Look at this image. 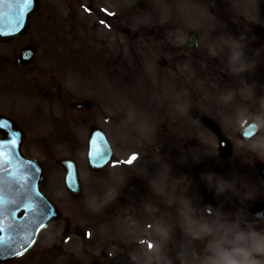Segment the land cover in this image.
Segmentation results:
<instances>
[{
    "label": "flooded vegetation",
    "instance_id": "obj_1",
    "mask_svg": "<svg viewBox=\"0 0 264 264\" xmlns=\"http://www.w3.org/2000/svg\"><path fill=\"white\" fill-rule=\"evenodd\" d=\"M83 2L85 4L90 3V10L98 21L90 20L86 24L80 19V9ZM97 2L99 0H49L46 8L50 13L55 12L56 16L51 18L59 24L54 32L53 41L55 43L50 51L59 59L67 55L70 58H78L90 51L95 53L98 59H106L108 67H113L116 54L118 56L117 51L120 50L119 44L113 37L118 27L119 17L113 15V20L107 17L106 21L109 20L110 23L107 30L104 31L100 24L103 19L101 14L105 16L107 14L103 9L99 11L95 8L93 4ZM106 3L109 5V0H106ZM104 8L108 9L107 6ZM49 15L51 16V14ZM110 32H112L111 37L105 38L103 36ZM86 33H90V35L85 37ZM89 55L93 57L92 54ZM257 62L261 69L257 70L258 73H255L250 81L244 80L247 78L245 74L248 70L235 72L231 65H224L216 59L209 60L207 63L208 70L205 78L209 83H215L217 75H223L225 78L238 77L239 81L248 82L249 88L255 94V97L252 95L249 98L246 97V103L243 101L232 102L230 108L216 107L210 114L214 121L219 124L217 125L223 135L233 141L237 139L239 129L238 124H236L237 115H242L244 111L249 110V115L242 124L253 121V118L257 116L264 117V54L259 57ZM124 65L127 66V64ZM54 67L57 70L46 71L48 74L50 73L51 77L57 76L60 72L70 73L69 70L59 71L62 66L58 63ZM110 71L113 74V69ZM114 75L119 78L118 75ZM125 78L126 76L119 78L118 83L114 85V91L118 95L122 92L123 97L129 99L127 93H130L132 89L129 85L133 84H128L130 79ZM146 82L148 89L160 91L163 89L166 80L159 79L156 84L150 80ZM178 88L183 89L187 86L181 85ZM124 98L122 99L125 100ZM127 101L122 104L128 105L129 102ZM74 105L75 102L70 103L71 107ZM73 111L77 115L74 122L79 128L81 123L85 122L83 113L80 109ZM113 113L117 124L120 126L121 122L124 123V128L129 131L131 126L127 125L132 120L129 106L121 110L115 106ZM197 118H200L199 115ZM197 118L192 120L197 121ZM70 124L71 121L69 120ZM189 131L192 132L190 139L182 131V119L180 118L170 128L164 125L163 134L153 138V141L142 140L145 145L144 150L128 149L127 151H135L144 157H153L157 152L163 153L165 164L159 160L157 169L161 172L167 171V161H171L174 163L172 171L174 172L177 167L179 177L165 183H163L164 181L162 183L159 181L148 183L139 179V173L135 170L134 176L136 178L133 183L137 184L139 191L133 192L129 186L124 192L138 198L144 194L147 196V203L150 206L154 208L162 206L161 211H163L167 206L165 196L168 193V186L176 185L180 237L178 244L179 264H201L208 253L206 251L207 240L196 239L193 235V231L199 223L238 224L241 231L264 232V152H261L259 148L253 150L254 145L264 141V129L258 131L257 136L250 141H242L239 149L234 150L229 158L209 146L210 137L216 139L214 133L209 131L210 135H205L204 140L207 145H202L194 133V127L189 128ZM67 136L72 142L80 141V134L76 133L75 129L73 133ZM131 177L133 178V174L130 172L117 174V187L122 188L127 179ZM154 186L158 190H152ZM221 186H223L224 191L218 193L217 189ZM256 199L258 200L256 204L246 207L251 200ZM251 212H257L259 217L254 216Z\"/></svg>",
    "mask_w": 264,
    "mask_h": 264
},
{
    "label": "rangeland",
    "instance_id": "obj_2",
    "mask_svg": "<svg viewBox=\"0 0 264 264\" xmlns=\"http://www.w3.org/2000/svg\"><path fill=\"white\" fill-rule=\"evenodd\" d=\"M137 1L139 0H109V5H107V7L109 8L112 14L116 13L120 17V21L118 23L119 32H116L113 37L115 41H118L120 44H122V42L124 41H134L135 55L137 56V63L134 61L136 64L134 67L135 71L137 69H140L142 64H144V67L148 69V64L151 62L152 68L156 69L159 72L163 70V68L160 67L158 62L161 56L169 57L171 55L167 43L163 44L162 41H183L186 39L187 35L191 31L196 30L197 32H200L199 30H202L203 26H195V24H193L192 15L194 14V6L189 0H146L149 2V8L145 13L139 15L135 14L133 11V7L137 3ZM222 1L225 3L226 6H231V10L232 12H234L233 15L235 18L233 20V26L231 28L232 30L230 31L232 35H230V33L226 30L219 29L222 28V25L219 28H215V33H212V35H214V39L209 35V33L203 34L202 41H225L224 43L212 42L216 45V48L215 50H212L213 45H208L207 48L209 53H229L231 48H229L228 51L226 50V48L229 47L228 41L232 42V40L248 41L252 43H258L260 41L259 44H261L262 41L264 45V0H255L259 2V4L254 1L251 2V0ZM214 5L216 6L217 3H214L213 1L210 7H214ZM184 8H186L188 11L184 12L185 15L182 16L181 19V11ZM193 17H196V14H194ZM217 24L218 22L215 23V26ZM51 26L52 22L49 19H45L41 25L43 31L39 38H42V41H45L47 44L52 43V41H50ZM34 28L35 25H31L28 33L24 37H21L20 39L14 41H32V38L35 36V31H33ZM103 36L107 38V35ZM108 36L111 37V35ZM85 37H87L86 34ZM225 44L227 45L226 48ZM255 48L256 47L248 46L247 50L245 49V52L253 55L255 53L257 54ZM204 51H207L205 45L202 46V50L198 53H204ZM192 54L193 53H187V56L190 58L189 60H191L189 61V64L192 63V65H194L195 63L192 62L193 59L191 58ZM43 63L47 66L49 65L48 61ZM43 63L42 65H44ZM87 64L88 63H86L83 68L85 72L87 71ZM195 65L198 66V64ZM158 74L162 75V73ZM152 75H154V72L152 73ZM137 78H143L141 72L139 73V77ZM44 79L49 81V77L41 76L38 71L14 72L11 70V73L7 75V77H1V80L5 81V86H9L12 91L16 92L18 90L23 96L26 93L28 102H31L34 105H41L43 107H47L50 110L53 106L57 105V100L55 97H52L50 100L47 97H43L44 95L42 94V92L48 86V83L45 82ZM92 80L94 82L92 85L104 86L106 84L110 85L112 84V82H115L116 77L110 75L100 77L98 75H95L92 77ZM56 82H63V78H57ZM86 85L89 86L88 83H86ZM143 87L144 89L147 88L146 85H143ZM218 87L219 86H216L212 90L207 89L205 87L207 90L206 93H203L202 89L200 90V93H203L201 94V97L203 100H205V105H208V102L229 101V99H227L226 97H221V95H219L220 88ZM109 91L110 90H107L108 93ZM86 95L92 96L94 101H99V99L97 98L98 96L94 93H87ZM6 99L9 103H11L9 96ZM149 99L152 106L156 105L157 117L154 120L153 124H151L149 122L150 119L146 118L144 115L140 116L143 119L142 122L144 123L143 125H141V127L147 129L148 131L155 130L156 127L160 130V123L158 122L160 112L163 111L164 108H166L167 110L168 107L162 104L161 100H157L155 93H151L149 95ZM100 101L105 103L106 105L109 102V100L105 98H101ZM183 106L186 107V100H184ZM98 123L107 124L102 120H98ZM19 124L21 126V123ZM44 132L45 131L36 132V134ZM65 194L67 195L66 191L57 187L56 200L60 203L62 209L67 214H71L74 209L73 211L70 209L71 201L68 196H65ZM96 203L99 204L98 201H96ZM150 221L155 223L157 229L156 238L158 240L160 239L162 228L163 230L165 229L168 233H175L176 231V220L172 216V213L169 209L166 212V215L163 217L164 225L158 219L151 218ZM112 225H114V223H112ZM53 233L55 235L56 229L53 230ZM103 233V228L96 227L94 228L93 237L91 239L87 241H82L78 239L79 242H72L68 248V251L71 253L67 258L71 261L73 259L72 263H74V261H84L85 264H92L93 261L97 259V255H95V253L102 250H106V252L108 253V258L110 255V259H112L113 255L118 254L117 247L115 244H111V242H103L101 239ZM118 235L119 233H116V236ZM94 236H96V239L94 238ZM81 243L84 244L81 245ZM78 252H80L79 255L84 258V260H77ZM88 256H92L90 261L85 260L86 258H88ZM117 260V264H130L128 260L123 257ZM101 261L103 260L100 259V262ZM108 261L109 259L106 260V262ZM27 262L28 261H25V263ZM67 263L68 262H64L63 264Z\"/></svg>",
    "mask_w": 264,
    "mask_h": 264
},
{
    "label": "snow or ice",
    "instance_id": "obj_3",
    "mask_svg": "<svg viewBox=\"0 0 264 264\" xmlns=\"http://www.w3.org/2000/svg\"><path fill=\"white\" fill-rule=\"evenodd\" d=\"M17 6L14 18L9 21L11 31L0 30V35H12L19 32L25 23V17L31 10L33 0H0V29L3 27L4 15L2 6L5 4ZM0 131L8 133L7 139L0 138V259L15 258L22 255L30 248L35 239V231L28 230V224H19L15 227L12 223L5 226L3 216L5 214L15 217L16 211L22 205L23 198H29V194L38 197L40 194L33 192L32 181L40 174V168L33 161L24 160L17 151V145L21 134L15 131L8 122H0ZM247 135H251L248 133ZM109 153L107 149L97 153V166L100 161L107 162ZM133 155L126 163L131 164L136 160ZM7 175L8 180L4 177ZM27 189L26 193L24 190ZM15 206V207H10ZM29 212H35L32 204L24 205ZM40 217L54 215L50 210H42ZM33 223L36 227H43V223Z\"/></svg>",
    "mask_w": 264,
    "mask_h": 264
},
{
    "label": "clouds",
    "instance_id": "obj_4",
    "mask_svg": "<svg viewBox=\"0 0 264 264\" xmlns=\"http://www.w3.org/2000/svg\"><path fill=\"white\" fill-rule=\"evenodd\" d=\"M244 45L239 40H232L230 63L235 72L246 69L243 62ZM248 94H251L249 90ZM253 127L257 131L264 129V117L253 118ZM264 152V141L253 146ZM223 186L217 192H223ZM165 235L167 232L165 230ZM194 238L207 240L206 251L201 264H264V232H245L239 230V225L199 223L193 231Z\"/></svg>",
    "mask_w": 264,
    "mask_h": 264
},
{
    "label": "water",
    "instance_id": "obj_5",
    "mask_svg": "<svg viewBox=\"0 0 264 264\" xmlns=\"http://www.w3.org/2000/svg\"><path fill=\"white\" fill-rule=\"evenodd\" d=\"M36 5V0H33V4L31 6V9L34 8V6ZM146 7V3L144 2H140L137 6V10H141V8H145ZM16 8L17 6L14 5V4H8V3H5L3 6H2V11H3V15H4V22H3V27L2 29L0 30H3L5 32H8V31H11V28H10V24H9V21H11L13 18H14V13L16 11ZM140 8V9H139ZM31 11V10H30ZM30 11L27 13L26 17H25V23H24V27L17 33L15 34H19L23 31V29L25 28L26 26V22H27V18L29 16V13ZM8 16V17H7ZM7 17V19H6ZM6 19V20H5ZM14 34V35H15ZM8 37H10V35H0V41L2 40H5L7 39Z\"/></svg>",
    "mask_w": 264,
    "mask_h": 264
}]
</instances>
